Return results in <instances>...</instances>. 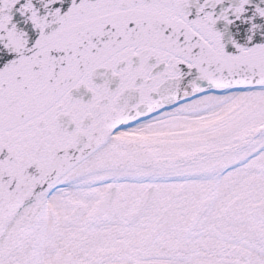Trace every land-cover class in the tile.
Masks as SVG:
<instances>
[{"label":"snow or ice","instance_id":"1","mask_svg":"<svg viewBox=\"0 0 264 264\" xmlns=\"http://www.w3.org/2000/svg\"><path fill=\"white\" fill-rule=\"evenodd\" d=\"M0 264H264V0H0Z\"/></svg>","mask_w":264,"mask_h":264}]
</instances>
